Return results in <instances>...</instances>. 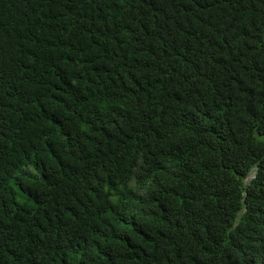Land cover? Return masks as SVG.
I'll list each match as a JSON object with an SVG mask.
<instances>
[{
  "label": "trees",
  "instance_id": "16d2710c",
  "mask_svg": "<svg viewBox=\"0 0 264 264\" xmlns=\"http://www.w3.org/2000/svg\"><path fill=\"white\" fill-rule=\"evenodd\" d=\"M0 264H264V0H0Z\"/></svg>",
  "mask_w": 264,
  "mask_h": 264
}]
</instances>
